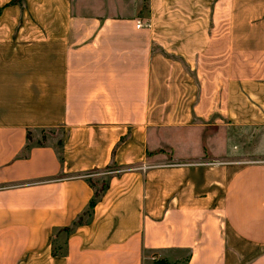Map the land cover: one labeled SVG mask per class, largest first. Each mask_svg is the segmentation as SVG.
I'll use <instances>...</instances> for the list:
<instances>
[{
  "label": "crops",
  "instance_id": "1",
  "mask_svg": "<svg viewBox=\"0 0 264 264\" xmlns=\"http://www.w3.org/2000/svg\"><path fill=\"white\" fill-rule=\"evenodd\" d=\"M260 131L264 0H0V264H264Z\"/></svg>",
  "mask_w": 264,
  "mask_h": 264
},
{
  "label": "rangeland",
  "instance_id": "2",
  "mask_svg": "<svg viewBox=\"0 0 264 264\" xmlns=\"http://www.w3.org/2000/svg\"><path fill=\"white\" fill-rule=\"evenodd\" d=\"M264 132V131H260ZM260 133H255L252 135H249L251 141L254 140L251 144V152H258L264 153V143H262V139H264V136H262ZM155 133L152 132L150 133V139H154V135ZM264 134V133H263ZM64 135L63 129H52V130H47V131H36L34 133H32V138L31 140L34 143H44V144H54V145H58L59 142L62 140ZM169 137L172 139L173 141V147L175 148L177 153H192V152H196V145L192 142L195 137H192V134L187 132V133H175V134H169ZM184 139V143H177L176 140L178 139L179 141H182V139ZM225 147V144H223ZM220 146V145H219ZM232 147V146H231ZM245 162L247 161H251V160H243ZM253 162H264V159L261 158V160L258 161H253ZM94 176V179L97 181L98 179H100V175L98 174H94L92 175Z\"/></svg>",
  "mask_w": 264,
  "mask_h": 264
},
{
  "label": "trees",
  "instance_id": "3",
  "mask_svg": "<svg viewBox=\"0 0 264 264\" xmlns=\"http://www.w3.org/2000/svg\"><path fill=\"white\" fill-rule=\"evenodd\" d=\"M43 131H47V130H43ZM31 138H32V133L28 132L27 133L28 145H26V147L24 148L25 152H27L32 147V145H38V146L44 145V143H39V142L38 143H34L31 140ZM59 144H61V141L59 142ZM120 170H122V169L119 168V167H116L114 165L113 166L110 165V166L106 167L103 170H93L92 172L86 174V175H89V176L92 175V174L93 175L94 174L101 175L100 179H98L97 181L95 179H88V184L93 190L92 198L89 201V203L87 205V208L78 217V219L76 221H74L70 227L61 229L58 233H64V234H66L68 236L71 233H73L78 226L90 223L94 207L102 199L104 193L106 192V190L108 188V178L111 176L109 174H106V175L105 174L102 175V174L103 173H107V172H111V171H117L118 172ZM154 264H168V263H166V262H164L162 260H159V261H155Z\"/></svg>",
  "mask_w": 264,
  "mask_h": 264
},
{
  "label": "built area",
  "instance_id": "4",
  "mask_svg": "<svg viewBox=\"0 0 264 264\" xmlns=\"http://www.w3.org/2000/svg\"><path fill=\"white\" fill-rule=\"evenodd\" d=\"M142 26V24L140 22H138L136 24V29H139L140 27ZM212 164H225V163H212ZM226 164H237V162H227ZM188 164H173V165H170V166H187Z\"/></svg>",
  "mask_w": 264,
  "mask_h": 264
}]
</instances>
